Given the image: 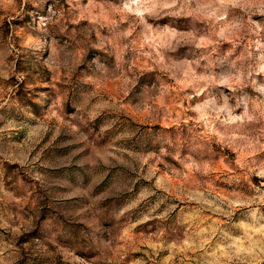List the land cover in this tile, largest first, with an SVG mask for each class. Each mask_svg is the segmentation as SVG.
Returning <instances> with one entry per match:
<instances>
[{
  "label": "clouds",
  "instance_id": "1",
  "mask_svg": "<svg viewBox=\"0 0 264 264\" xmlns=\"http://www.w3.org/2000/svg\"><path fill=\"white\" fill-rule=\"evenodd\" d=\"M67 2L65 10L60 0H0V26H12L7 38L0 29V84L25 79L18 62L39 64L84 116L72 123L28 110L9 120L15 91L0 87V169L19 166L39 192L35 200L14 194L0 177V228L10 234L0 235V264H89L81 253L122 264L120 241L131 237L111 226L133 214L141 218L129 232L167 222L176 200L189 206L176 213L185 239L178 249L151 245L154 255L168 248L181 264H264V183H251L264 181V0ZM61 135L79 150L42 173L29 151L12 147ZM213 145L232 154L230 167L217 172L210 163ZM216 179L232 190H218Z\"/></svg>",
  "mask_w": 264,
  "mask_h": 264
},
{
  "label": "rangeland",
  "instance_id": "2",
  "mask_svg": "<svg viewBox=\"0 0 264 264\" xmlns=\"http://www.w3.org/2000/svg\"><path fill=\"white\" fill-rule=\"evenodd\" d=\"M60 3L65 10L69 9L70 5L67 0H60ZM30 18H25L24 21L17 22L16 33L19 35L22 31H26L24 25L29 22ZM0 29L3 30L5 38L12 34V26L5 21ZM16 71L18 73H26L25 79L20 82L16 79L15 75L0 87L5 89H14L15 95L12 97L17 102V109L13 110L8 116L9 120H19L25 116L28 110L37 116L39 119H46L50 113L55 112L61 119L67 118L70 122L76 123L77 121H83L84 116L81 115L80 103L76 101L75 106L73 103L72 93L66 89H61L59 84H54L55 77L51 75L45 68L39 64H24L23 62L17 63ZM115 85L109 84L108 90L113 91ZM67 91L69 102L61 104L60 108H56V104L61 100V95ZM47 93V98H43L39 93ZM41 103L38 104L37 101ZM179 103L178 100L174 101ZM173 103V101H169ZM41 104L44 106L42 107ZM134 113V110H132ZM122 120H125L127 124L135 127L137 120H133L131 116H121ZM102 123L101 120H97L95 125L89 126V131L95 135L99 131V125ZM79 126V125H77ZM146 127L159 130L160 124L148 125ZM109 141L105 138L100 141V145L107 144ZM13 150L23 149L30 152V158L35 157L37 162V172H44L52 164L53 159L64 161L72 158L75 153L79 150V145L75 142L71 135H61L59 138L54 139L51 136H45L38 144H25L23 138H18L15 144L12 146ZM214 151L217 153L210 157V163L215 167L217 172L225 167H230L229 160L233 159L230 153H220L219 149L215 148ZM147 155V153H144ZM227 156V159H225ZM170 163L175 161L170 160ZM152 163V161H149ZM147 168V166H145ZM157 167L163 168V165H157ZM176 167H179L177 164ZM53 176L59 175V173H52ZM0 177H2L3 184L6 188L12 191L14 194L23 196L32 193L31 199L35 200L36 195H39L37 187L32 180L30 175L25 174V170L19 166L4 165L3 169H0ZM251 183L260 186L264 181H260L255 177L251 178ZM19 185V187H17ZM215 187L221 192H229L232 188L221 181L220 179L215 180ZM177 205L176 213L181 210L184 213H188L189 206L180 200L174 201ZM165 205L157 210V212L163 211ZM19 212V210H17ZM176 213H173L169 221L160 223L156 220H148L144 223L137 224V226L131 231H128L129 223H136L141 217L139 214H133L131 219H122L121 223L111 226V230L114 236H124L126 233L131 237L129 243L120 241V247L126 249L123 257L122 264H181V257L175 250H169L165 248L158 255L153 254L151 245L153 244H166L175 245L178 249L181 246V242L185 239V232L187 231V225L179 222L180 218L177 217ZM23 215V213H19ZM207 215V213H205ZM19 223V220H17ZM75 231V230H74ZM0 235L10 238V234L6 233L3 228H0ZM35 236H39V233H33ZM78 239V237H77ZM132 248L138 250L133 251ZM175 253V254H174ZM85 260L89 264H96L97 257L94 255L83 254ZM171 257V259H169ZM102 264V262H101ZM188 264H192V258L188 260Z\"/></svg>",
  "mask_w": 264,
  "mask_h": 264
}]
</instances>
